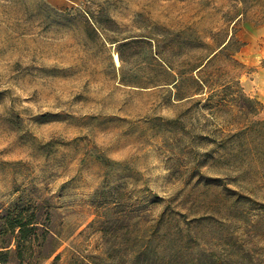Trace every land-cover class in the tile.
I'll use <instances>...</instances> for the list:
<instances>
[{"label":"rangeland","instance_id":"1","mask_svg":"<svg viewBox=\"0 0 264 264\" xmlns=\"http://www.w3.org/2000/svg\"><path fill=\"white\" fill-rule=\"evenodd\" d=\"M17 201L61 243L44 264L146 240L264 264V0H0V214Z\"/></svg>","mask_w":264,"mask_h":264},{"label":"trees","instance_id":"2","mask_svg":"<svg viewBox=\"0 0 264 264\" xmlns=\"http://www.w3.org/2000/svg\"><path fill=\"white\" fill-rule=\"evenodd\" d=\"M92 21L99 25V21ZM230 45L231 41L224 45L219 53L224 54ZM151 54L160 58L156 52ZM203 60L188 62L189 68L180 70L179 74L185 77L187 73L197 71L203 66ZM163 63L166 76L172 75L170 72L174 71L173 65L165 60ZM159 83L162 82H155V84ZM60 246L57 236L40 221L38 207L31 209L28 204L17 201L0 214V264H44ZM132 255L131 264H233L231 260L222 258L212 251L200 250L195 257L189 256L188 251L182 246L162 251L152 240H146V245L137 247ZM59 259L60 255H57L54 261ZM81 264L85 263L81 262Z\"/></svg>","mask_w":264,"mask_h":264},{"label":"bare ground","instance_id":"3","mask_svg":"<svg viewBox=\"0 0 264 264\" xmlns=\"http://www.w3.org/2000/svg\"><path fill=\"white\" fill-rule=\"evenodd\" d=\"M115 59H116V61H117V63L119 62V59H118V57L117 56H115Z\"/></svg>","mask_w":264,"mask_h":264}]
</instances>
